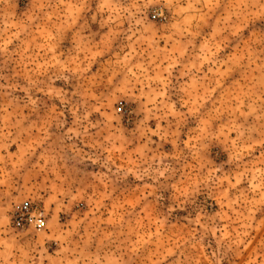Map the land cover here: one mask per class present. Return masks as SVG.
Here are the masks:
<instances>
[{"label": "rangeland", "instance_id": "obj_1", "mask_svg": "<svg viewBox=\"0 0 264 264\" xmlns=\"http://www.w3.org/2000/svg\"><path fill=\"white\" fill-rule=\"evenodd\" d=\"M0 264H264V0H0Z\"/></svg>", "mask_w": 264, "mask_h": 264}, {"label": "built area", "instance_id": "obj_2", "mask_svg": "<svg viewBox=\"0 0 264 264\" xmlns=\"http://www.w3.org/2000/svg\"><path fill=\"white\" fill-rule=\"evenodd\" d=\"M12 225L17 229L33 228L41 230L45 227V221L37 206L24 202L14 208Z\"/></svg>", "mask_w": 264, "mask_h": 264}]
</instances>
